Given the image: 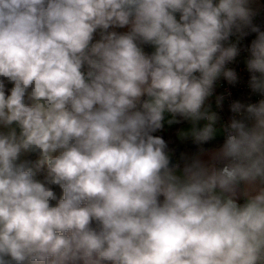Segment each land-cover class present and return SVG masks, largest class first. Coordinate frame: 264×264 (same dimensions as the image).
<instances>
[{"label":"clouds","instance_id":"1","mask_svg":"<svg viewBox=\"0 0 264 264\" xmlns=\"http://www.w3.org/2000/svg\"><path fill=\"white\" fill-rule=\"evenodd\" d=\"M253 17L250 0H0V264H264V100L231 105L208 161L181 169L154 135L170 114L215 137L233 35L257 34L264 94Z\"/></svg>","mask_w":264,"mask_h":264},{"label":"built area","instance_id":"2","mask_svg":"<svg viewBox=\"0 0 264 264\" xmlns=\"http://www.w3.org/2000/svg\"><path fill=\"white\" fill-rule=\"evenodd\" d=\"M253 12V24L259 26L261 31H264V4H262L260 9ZM245 31L248 30L246 29ZM256 35V33L248 31V34L240 38L239 41L237 35L230 37L229 43H237L239 53L225 67L226 69L235 71L237 81L234 84H230L227 79L221 76L214 85L212 97L206 102L211 105L210 111L215 112L219 117L215 127H218L222 132V142L226 138V134L223 132V126L228 124L231 118L236 115L231 112V105L234 102H240L244 105L256 104L260 100H264V94L252 91L249 84L252 73L247 69V61L251 58V43L256 38ZM217 97H222L219 107L217 106ZM204 123H207V121H204Z\"/></svg>","mask_w":264,"mask_h":264},{"label":"crops","instance_id":"3","mask_svg":"<svg viewBox=\"0 0 264 264\" xmlns=\"http://www.w3.org/2000/svg\"><path fill=\"white\" fill-rule=\"evenodd\" d=\"M262 4H264V0H250V7L252 8L253 11H256V10L260 9L261 6H262ZM113 30L114 31H117V32L123 33V32L129 31V28L128 27H125V28H110L109 29V31H113ZM96 39H99V33H97L94 36V42H95ZM143 47H144V51L146 53H148L147 50H146L145 45ZM170 118H171L170 114H166L165 123H164V127L162 128V130H164L166 132L169 140L172 141V137H171V135L169 133V130L171 128L177 126L178 124L168 125L167 124V119H170ZM204 124H205L204 121H200L199 124H198V126L199 127H202ZM12 127H16V126L13 125ZM191 127H192V124H191L190 121L181 120V122H180V124L178 126V129H177V131L175 132V135H174L175 140H176L175 143H179V142H183L184 143V141L186 139L190 138V137H187V138L183 137L182 136V133L183 132H186V131H189L191 129ZM216 129H219V128L216 127ZM0 131L7 132L8 129H4V128L0 127ZM17 132H19V129L18 128H17ZM222 144H223V142H222V132H220L217 135H215V137L212 140L209 141V144H208L207 148L204 149L203 153H201V151H200L201 149H200L198 152L192 154V153H190V150L187 147L184 146L183 147V150H182L183 151V154H184V159H183L182 162H179V164L181 166V169L183 168V165H184L186 159L187 160H190L192 157L197 156V155H199L200 158L202 160H204V161L210 160V157H211L212 152L215 149H217L219 146H221ZM30 156H32V154H26L25 156H22L21 159H27ZM177 174H180V173L178 172ZM37 178L38 177L36 175V179ZM237 202L240 203V204H243L245 202V197L241 194L239 196V199H238Z\"/></svg>","mask_w":264,"mask_h":264},{"label":"water","instance_id":"4","mask_svg":"<svg viewBox=\"0 0 264 264\" xmlns=\"http://www.w3.org/2000/svg\"><path fill=\"white\" fill-rule=\"evenodd\" d=\"M146 50L148 52V54H151V50L149 45H145ZM154 135H158L160 137H162L166 143L168 144V151L170 153V158L173 164H177L179 162H182L184 159V154H183V147H187L190 150V153L194 154L196 152H198L201 148L205 149L207 148L209 142L201 144V145H197L193 142L192 138H188L183 142H179V143H174L173 141L169 140L166 132L164 130H158L156 133H154Z\"/></svg>","mask_w":264,"mask_h":264},{"label":"trees","instance_id":"5","mask_svg":"<svg viewBox=\"0 0 264 264\" xmlns=\"http://www.w3.org/2000/svg\"><path fill=\"white\" fill-rule=\"evenodd\" d=\"M0 79H3V78H0ZM13 86H14V85H13L12 83H9L7 80H4V90H5V93H6V94H10L11 89H12ZM25 102H26V103H30V102L28 101L27 96L25 97ZM179 124H180V123H178L177 126L171 128V129L169 130V133H170V135H171V137H172V141H173L174 143H175V141H176L174 135H175V132H176L177 129H178ZM37 159H38V157H37L35 154H32V156H30V157L27 158V160L32 161L33 164H34V162H35ZM36 175H37V177H38V180L43 181L44 176H45V170H44V169H41L40 171L37 172ZM53 190L56 192V194H57L58 197H60V196L62 195V190H61L58 186H53ZM54 203H55V202H54Z\"/></svg>","mask_w":264,"mask_h":264},{"label":"rangeland","instance_id":"6","mask_svg":"<svg viewBox=\"0 0 264 264\" xmlns=\"http://www.w3.org/2000/svg\"><path fill=\"white\" fill-rule=\"evenodd\" d=\"M149 47H150L151 52L154 51V49H153L152 46H149ZM217 130H218V131H217V134L221 132L219 129H217ZM217 134H216V135H217ZM37 179H38V178H37Z\"/></svg>","mask_w":264,"mask_h":264}]
</instances>
